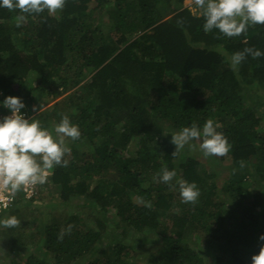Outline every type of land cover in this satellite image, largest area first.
<instances>
[{
  "label": "trees",
  "instance_id": "obj_1",
  "mask_svg": "<svg viewBox=\"0 0 264 264\" xmlns=\"http://www.w3.org/2000/svg\"><path fill=\"white\" fill-rule=\"evenodd\" d=\"M187 3L65 0L52 14H25L20 24L18 9L0 7V100L20 96L41 126L50 130L67 115L81 132L68 144L67 166L50 170L30 198L21 188L11 193L0 212L21 221L0 225V249L24 255L9 264H251L264 243V56L249 54L237 65L231 57L248 47L264 51V25L232 37L206 32L202 9L195 5L193 13ZM45 100L52 108L33 112ZM208 119L230 144L212 157L229 169L222 180L181 153L185 147L172 155L171 134ZM163 167L196 183L195 202L159 180ZM49 187L72 209L106 217L113 208L120 218L113 226L144 240L140 252L120 242L100 248L101 221L95 229L89 215L56 216V205L40 206L52 221L33 227L38 218L26 214Z\"/></svg>",
  "mask_w": 264,
  "mask_h": 264
},
{
  "label": "clouds",
  "instance_id": "obj_2",
  "mask_svg": "<svg viewBox=\"0 0 264 264\" xmlns=\"http://www.w3.org/2000/svg\"><path fill=\"white\" fill-rule=\"evenodd\" d=\"M65 0H0V7L10 10L18 9L17 24L22 23L25 14H38L45 9L49 14L64 7ZM198 8L202 9L204 17L203 28L206 32L218 29L228 37L238 36L251 25H264V0H195ZM252 57L264 56V51L252 47L235 52L231 61L233 65L241 63L247 55ZM0 107L8 110V114L0 118V186L15 191L23 190L27 185H43L52 175L50 170L58 165L67 166L69 161L65 154L71 151L66 139L76 140L80 137L79 126L65 115L55 125L54 132L41 126V121L26 115L23 110L27 105L22 97L8 95L0 100ZM42 105H33V112H41ZM218 125L208 119L202 126L193 123L183 126L171 134V142L176 146V152L190 145L194 139L201 140L199 148L205 156H223L230 144L223 132L217 130ZM159 180L169 187H177L184 202H195L200 195L196 183L183 178H177L175 169L163 167ZM175 180V183L173 181ZM34 189V188H33ZM24 192V190H23ZM25 193V192H24ZM27 198H30L25 193ZM13 200V199H12ZM11 203V202H10ZM21 221L11 215L0 218V225L11 228ZM69 224L67 230L71 231ZM61 229L60 238H63ZM264 241V233L259 235ZM251 264H264V243L258 253L251 257Z\"/></svg>",
  "mask_w": 264,
  "mask_h": 264
},
{
  "label": "rangeland",
  "instance_id": "obj_3",
  "mask_svg": "<svg viewBox=\"0 0 264 264\" xmlns=\"http://www.w3.org/2000/svg\"><path fill=\"white\" fill-rule=\"evenodd\" d=\"M195 2L188 0L187 6L192 10L193 13H197L198 9L195 6ZM199 14V12H198ZM34 74L31 75V77H33ZM61 99V98H60ZM53 103L45 100V106L42 108L41 112H44L45 110H48L50 108H52ZM39 113V112H38ZM54 121L52 123H50V131L54 132ZM53 127V130H52ZM74 140H72L71 138H67L66 142L69 145H72ZM191 145V144H190ZM186 150H182L181 149V153H184L186 151H188L189 154H191L192 156L197 157L199 160H201L202 163L207 164L209 167V172H217L219 179H223L224 177L227 176V174H229V169L226 166V164H219L218 162H215L214 158H212L213 156H205L203 151L199 148L192 147L189 145H185ZM82 152L83 151H89L87 148H81ZM70 153V152H69ZM51 189V190H50ZM227 199L226 202H232L233 198H229L228 195L225 198ZM73 201V204H81L82 203V199L81 198H76L73 200V198L71 199V203ZM35 203V206L33 207V212L30 211V213L26 214L28 220H33L34 217L31 216H35L38 218V221H36L35 225L33 227H39L42 226L43 224L45 225L46 223H49V220L51 219L50 217H46L42 215V211H41V207L43 205H56L58 208L57 210L54 209L52 210L53 213L57 216V214L62 213L63 216H70V215H74V214H79L80 216H85L89 215V219L90 220V224L93 225V228L97 229L98 228V221H101L103 223V225L105 226V230L102 234V244L100 246V248L105 249V248H113L115 244H118L119 242L124 244V245H133L136 247V250L139 251L140 249V245L142 244V242L144 241L142 238H138L137 240L132 239L131 237H126V235L123 233V227H117L115 228L113 226L114 222L119 221V217L116 215V211L113 208H109L107 216L104 217L100 212L99 213H93L92 211L88 210V208H81V207H77L76 209H72L70 208L68 205L64 206L62 203V200L58 197V194L55 193L54 190H52V188L49 187V189L45 190L44 192H42L40 199H38ZM32 210V209H31ZM38 213V215H33L34 213ZM52 216V215H51ZM46 218V219H45ZM53 219V217H52ZM52 221V220H50ZM43 223V224H41ZM126 237V238H125ZM140 239V240H139ZM37 246V245H36ZM39 248L44 252L43 247L39 246ZM30 250L36 249L35 245H30L29 248ZM106 249V250H107ZM39 250V249H38ZM134 251V253H136L137 251ZM112 251V250H111ZM9 250L4 251L3 249H0V264H9L10 261L12 260V258L15 259H19L21 261L24 260V255H20L18 254L13 255L11 253H9ZM140 252V251H139ZM152 253V251L150 252ZM139 254V253H138ZM23 259V260H22Z\"/></svg>",
  "mask_w": 264,
  "mask_h": 264
},
{
  "label": "built area",
  "instance_id": "obj_4",
  "mask_svg": "<svg viewBox=\"0 0 264 264\" xmlns=\"http://www.w3.org/2000/svg\"><path fill=\"white\" fill-rule=\"evenodd\" d=\"M6 114H8V113H6ZM6 114L0 112V118H3V116ZM34 187H35V185L30 184L27 186H23V190L25 193H27V195L29 197H31L33 194V188ZM11 193H12V191L10 189H6V188H3L2 186H0V212H2L4 209H6L10 205V202L13 199L10 196Z\"/></svg>",
  "mask_w": 264,
  "mask_h": 264
}]
</instances>
